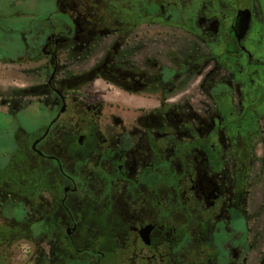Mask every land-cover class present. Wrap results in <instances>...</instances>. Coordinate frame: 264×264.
Wrapping results in <instances>:
<instances>
[{
  "label": "flooded vegetation",
  "instance_id": "flooded-vegetation-1",
  "mask_svg": "<svg viewBox=\"0 0 264 264\" xmlns=\"http://www.w3.org/2000/svg\"><path fill=\"white\" fill-rule=\"evenodd\" d=\"M35 4L33 17L0 18V51L33 58L32 47L49 57L46 91L54 100L35 103L40 118L32 129L20 116L26 107L9 119L0 114V215L15 209V196L29 201L24 213L34 218L17 227L56 238L41 264H249L259 246L264 264V8L257 0H205L189 9L183 34L140 33V49L150 42L171 51L161 63L158 54L151 59L150 73L116 68L106 77L138 91L157 88L150 111L168 127L130 130L103 128L97 105L80 103L67 117L69 96L79 91L59 79L55 43L111 28L63 0ZM153 9L151 16L163 19L156 23L166 28L176 19L181 27L186 9L163 2ZM244 12L250 22L242 33ZM181 35L190 48L176 53ZM196 75L198 107L191 95L176 101L175 89ZM26 144L23 176L14 159Z\"/></svg>",
  "mask_w": 264,
  "mask_h": 264
},
{
  "label": "rangeland",
  "instance_id": "rangeland-1",
  "mask_svg": "<svg viewBox=\"0 0 264 264\" xmlns=\"http://www.w3.org/2000/svg\"><path fill=\"white\" fill-rule=\"evenodd\" d=\"M63 1L67 6H70L66 9L70 10L79 6L83 8L81 11L95 17L96 22L111 28L110 30L102 27L97 31L92 29L86 39L69 38L54 45L62 63L59 73L62 85L66 89L79 91L78 95L69 96L70 111L67 117L72 115L76 105L86 103L98 106L101 111L100 125L105 129L109 127L128 130L135 127L138 129H167V119H161L160 116L156 117L155 112L150 111L151 105L154 104L153 96L156 94L157 88L148 86L138 91V85L131 84V82L121 83L108 80L106 75L119 73V71H115L116 68H120L121 72L126 71L130 75H136L140 72L150 73L153 69L151 59H157L156 54H158V61L161 63L160 59L171 50L162 44L156 46L150 42H146L140 49L138 40L140 33L166 31L173 32L174 37L178 33L183 34L186 30L182 26H191V23L188 22L189 9H197L205 0ZM156 2L169 4L170 7L181 6L186 9V12L182 13L184 20L181 22V27L178 26L176 19H171V24L165 25L166 28L156 23L163 21L162 18L154 19L151 16ZM175 2H178V5L174 4ZM35 3L36 0H0V18L16 19L15 21H17V19L23 20L33 17L34 12L38 10ZM257 3L264 8V0H257ZM116 19L121 23L120 30L112 29L113 26H116ZM63 26L65 31H71L65 24ZM119 32L124 35L123 39L118 38ZM147 37L150 36L147 35ZM187 38V36L181 35V43L183 42V44L175 45L176 53L178 49L182 53L189 51L190 45ZM117 42L120 45L117 49H113ZM30 49L33 58H23L22 55H17L15 52L12 53L15 55V60L5 58L4 53L0 51V114L6 115V119H9L8 116L26 107L25 114H20V116L23 120V126L28 129L34 128L40 118L35 103L46 101L50 105L54 100L53 95L46 91L48 90L46 81L51 73L47 67L50 58L41 52L36 53L32 47ZM106 59L109 62H106ZM105 62L108 65V70L105 71L106 68H102L100 71L98 68L102 67ZM209 67L211 64L206 66L205 70L208 71ZM201 78L202 75H196L188 85L177 87L174 91L175 95L178 93V95H174L175 100L180 101L183 96L191 95L193 97L191 104L198 107L200 95L197 87ZM68 80H72V82L67 83ZM14 127L17 128L18 124H15ZM26 147L27 144L19 152L20 160L19 157L14 159L16 173L19 172L23 176L24 163L26 164L25 161H28L30 156ZM257 187L258 191L261 190L259 185ZM256 201L261 202L259 199ZM28 204L29 201L23 196H15V209L11 210L9 215H0V224H11L14 227L22 224L24 218L33 219L32 213L25 216L26 208L29 211ZM256 224L261 225V222ZM55 240L56 238H44L40 234L33 235L31 231H25L24 234L14 238H1L0 264H41L40 259L43 255H51L50 253L55 247L53 246ZM262 252L263 248L255 247L250 253L249 264H259ZM52 263L55 264V262ZM78 264L82 263L78 262ZM105 264L125 263L113 259Z\"/></svg>",
  "mask_w": 264,
  "mask_h": 264
},
{
  "label": "trees",
  "instance_id": "trees-1",
  "mask_svg": "<svg viewBox=\"0 0 264 264\" xmlns=\"http://www.w3.org/2000/svg\"><path fill=\"white\" fill-rule=\"evenodd\" d=\"M33 226H38V223H34L32 224V227ZM1 229H4V230H0V239H6V238H14V237H18L20 236L21 234H24V232L18 228L17 226L15 227H7V226H3V227H0ZM40 229L37 228V227H34L32 228L31 232L33 235H36V234H39L40 233Z\"/></svg>",
  "mask_w": 264,
  "mask_h": 264
},
{
  "label": "water",
  "instance_id": "water-1",
  "mask_svg": "<svg viewBox=\"0 0 264 264\" xmlns=\"http://www.w3.org/2000/svg\"><path fill=\"white\" fill-rule=\"evenodd\" d=\"M249 22H250V16L248 12H244L242 18L240 19V24H239V26L241 27L242 33L247 31L249 27Z\"/></svg>",
  "mask_w": 264,
  "mask_h": 264
}]
</instances>
